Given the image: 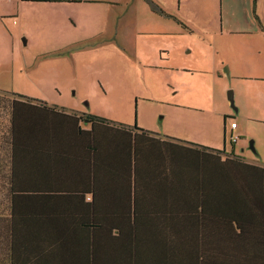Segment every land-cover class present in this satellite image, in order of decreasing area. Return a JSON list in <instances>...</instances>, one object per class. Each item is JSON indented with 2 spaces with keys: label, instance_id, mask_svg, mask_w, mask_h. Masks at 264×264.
I'll use <instances>...</instances> for the list:
<instances>
[{
  "label": "crops",
  "instance_id": "1",
  "mask_svg": "<svg viewBox=\"0 0 264 264\" xmlns=\"http://www.w3.org/2000/svg\"><path fill=\"white\" fill-rule=\"evenodd\" d=\"M106 1L108 0H0V27L1 24L4 28L17 25L19 22H23V17L30 19L34 15L38 17V21L39 16H45L50 23V12L63 8L61 16L63 22L69 26L70 34L79 36L78 32H80L82 38L91 40L107 30L102 28L98 32H93L92 28H88L85 24L78 25L81 23L80 21L92 16L94 9L84 8L85 13L81 15L74 6L93 7L102 5ZM219 1L221 3V25L212 30L205 27L202 29L203 33H197L200 35V41H203L208 48H204L205 51L198 53L196 60L194 59L193 66H197L198 71L185 72H199L197 74L207 76L204 79L210 78L213 83L216 79L222 81L226 79L227 81L228 78L229 84L227 85L229 86L227 88H231L232 91H229L231 94L228 100L220 91H214L215 94L213 93V96L209 98L197 92L192 93L190 98L180 99V101L183 99V102H192V106L185 103L184 109H191L195 115H199L196 116L197 119L207 112L214 118L201 124L197 120L196 129H201L200 135H194L188 131L183 133L185 135L174 133L180 132L179 126L186 125L185 123H182L183 125L177 123L162 134L150 132L149 136L153 138L154 144L169 142L180 145V147L174 146L177 147L174 148L175 156L173 157L176 164L170 166L167 162L168 159L162 157L165 161H159L161 165H158L157 172L135 175L132 151L134 137L133 133L127 130L133 126L116 123H91L80 120L79 116L86 114L81 110L63 109L57 106L54 108L53 105L47 104L50 107L48 109L36 102H27L15 97L12 144L17 151L12 155L10 177L13 189L31 190L34 186L33 184L29 185L31 179L48 177L50 178V196L81 194L85 201L92 205L94 215L118 216L133 213L136 188L140 211L183 214L198 212L201 204L206 203L207 199L201 200L204 195L213 194L215 189L219 188H222L223 191L227 177L210 172L199 173L185 170L182 145L191 148L202 146L224 153L232 151L246 162L264 167V164L257 161V158L244 156L247 149L245 146L237 145L238 141L245 138L248 133L247 124H239L235 121L238 117L241 121L246 122V120L253 119L264 124V33L255 17L251 16L252 10L257 12L258 14L256 13L255 16L264 25V0H261L263 2L261 9L258 4L260 0H246L245 4L248 10L240 21L233 18L234 8L230 12L226 9L227 13L224 14L222 4L225 3V0ZM226 4L230 5V2L227 0ZM137 5L138 3H136ZM87 11L89 12L87 13ZM234 12L239 13V11ZM249 12L251 18L248 16ZM54 14L56 15V13ZM134 16L136 19L141 18L137 8L134 9ZM81 17L83 18L80 19ZM58 20L54 19L57 22L56 25H58ZM46 30L50 34V28L47 27ZM135 31L137 32V29ZM84 34L88 35L84 36ZM166 35H181V28L177 26L170 31L167 30ZM82 40L71 39L69 43L62 45V48L71 50L68 52L69 58H76L80 47L75 44ZM129 41L128 45L132 47L134 53L133 58L142 68L143 75L144 68L152 67L156 71L162 68L168 72H177L183 69L176 62L180 55L175 46L161 44L156 46V53L151 55L145 50H139L140 43L134 38H128ZM252 43L253 50H251L252 47L248 49L247 47ZM232 45L237 49L238 60L230 57L226 59L224 56V49L232 47ZM70 47L78 48V50H72ZM204 54L213 58L210 65L202 64L206 63ZM173 84L175 86L171 89H175V92L179 93L181 87L176 82ZM232 122L236 124L234 128L230 127ZM231 137H235V141H232ZM227 139L229 143L233 144L231 150L226 149L225 145L223 147L201 145L225 144ZM251 144L248 149L251 147L254 152H258L257 146L255 150L253 143ZM237 146H239V150L235 148ZM165 147L172 148L173 146ZM39 152L48 153L50 157L48 159L37 157L38 154H41ZM220 156L223 158V153ZM35 159H38L39 163ZM148 160L150 162L143 163L150 166L156 164L154 162L156 158L149 157ZM33 165L40 167L43 171L37 174L31 169ZM136 179L137 184H135ZM216 181L221 182L215 184ZM20 185L24 187L28 185L29 188H22ZM55 204L59 207L65 206V203L61 201L55 203L51 199L50 210Z\"/></svg>",
  "mask_w": 264,
  "mask_h": 264
},
{
  "label": "trees",
  "instance_id": "2",
  "mask_svg": "<svg viewBox=\"0 0 264 264\" xmlns=\"http://www.w3.org/2000/svg\"><path fill=\"white\" fill-rule=\"evenodd\" d=\"M255 19L264 33V25ZM15 97L0 93V118L5 120L4 125L0 123V264H264V167L232 151L224 155L182 145L185 170L227 177L223 191L215 189L202 197L207 200L198 212L140 211L135 188L133 213L97 216L81 194L50 196L48 177L31 179V190L13 189ZM19 98L50 109L45 103ZM79 118L111 123L89 114ZM127 130L134 137L135 175L157 172L160 160L176 164L174 148L180 145L154 144L151 133L135 125ZM39 153L37 157H50ZM149 157L156 158V164L143 163L150 162ZM31 169L37 174L43 171L36 165ZM51 199L65 206L55 204L50 210Z\"/></svg>",
  "mask_w": 264,
  "mask_h": 264
},
{
  "label": "rangeland",
  "instance_id": "3",
  "mask_svg": "<svg viewBox=\"0 0 264 264\" xmlns=\"http://www.w3.org/2000/svg\"><path fill=\"white\" fill-rule=\"evenodd\" d=\"M226 1L222 4L223 13H227L226 9L230 12L234 8L233 18L242 20L248 10L246 0H228L230 5ZM258 4L260 9L263 8L261 0ZM74 7L81 15L85 13L84 8L94 9L92 13L95 15L91 14L78 25L85 24L93 32L105 28L107 32L91 40L82 38L80 32L79 36L70 34L69 26L61 16L63 8L50 12V23L45 16H39L38 21L34 15L30 19L23 17V22L7 28L1 24L0 93L14 94L63 109H78L111 123L135 125L138 129L157 134L164 133L177 123H185L179 126L180 132H174L177 135H185L183 133L186 131L200 135L201 129H196L197 122L201 124L214 119L209 112L197 119L199 115H195L191 109H184L185 103L192 106L191 101L183 102L184 97L190 98L192 93L198 92L209 98L214 91H220L226 100L229 99L232 89L227 88L228 78L227 81L216 79L213 83L210 78L204 79L207 76L197 74L199 72H185L198 71L197 66H193L194 59L198 53L205 51L204 48H208L197 33H203L205 27L212 30L221 25L219 0H108L93 7ZM135 8L140 19L134 16ZM256 13L252 10L251 16L255 17ZM54 19H59L58 25ZM177 26L181 28V35H166L167 30ZM47 27L50 28V34ZM130 37L140 43L139 50L151 55L156 53V46L161 44L175 46L180 55L176 62L183 69L168 72L162 68L158 71L152 67L144 68L143 75L142 68L133 58V49L128 45ZM78 38L83 39L75 44L79 45L80 51L76 58H69L68 52L71 50L62 48V45ZM252 46L253 43L247 48ZM208 54H204L206 63L203 65L211 64L213 58H209ZM224 56L236 60L239 57L233 45L224 49ZM174 82L181 87L179 93L171 89L175 86ZM228 105L231 108L229 102ZM235 121L247 124L248 135L237 144L247 148L244 156L257 158L264 164V124L253 119L241 121L238 117ZM0 123L4 125L5 120L0 118ZM228 141L225 144L201 145H225L226 149L231 150L233 144ZM251 143L255 150L257 146L258 152H254L251 147L248 149ZM235 148L239 150V146Z\"/></svg>",
  "mask_w": 264,
  "mask_h": 264
},
{
  "label": "built area",
  "instance_id": "4",
  "mask_svg": "<svg viewBox=\"0 0 264 264\" xmlns=\"http://www.w3.org/2000/svg\"><path fill=\"white\" fill-rule=\"evenodd\" d=\"M235 125H236V124H235L234 122H232V123L230 124V127H231V128H234ZM235 139H236L235 137H231V140H232V141H235Z\"/></svg>",
  "mask_w": 264,
  "mask_h": 264
}]
</instances>
